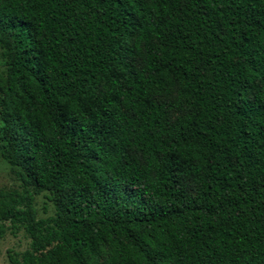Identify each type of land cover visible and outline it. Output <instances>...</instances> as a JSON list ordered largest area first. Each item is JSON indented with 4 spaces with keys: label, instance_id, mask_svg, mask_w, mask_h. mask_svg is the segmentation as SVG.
Wrapping results in <instances>:
<instances>
[{
    "label": "trees",
    "instance_id": "16d2710c",
    "mask_svg": "<svg viewBox=\"0 0 264 264\" xmlns=\"http://www.w3.org/2000/svg\"><path fill=\"white\" fill-rule=\"evenodd\" d=\"M0 54L10 264H264V0H0Z\"/></svg>",
    "mask_w": 264,
    "mask_h": 264
},
{
    "label": "rangeland",
    "instance_id": "374dc122",
    "mask_svg": "<svg viewBox=\"0 0 264 264\" xmlns=\"http://www.w3.org/2000/svg\"><path fill=\"white\" fill-rule=\"evenodd\" d=\"M4 58L0 54V72H4ZM18 168L11 166L0 157V191H9L20 187L17 175ZM36 217L43 218L54 212L52 203L47 200L44 193L34 199ZM3 233L0 234V264H10L9 251L17 255L21 254L29 245L30 239L22 227H15L8 222L0 223Z\"/></svg>",
    "mask_w": 264,
    "mask_h": 264
}]
</instances>
